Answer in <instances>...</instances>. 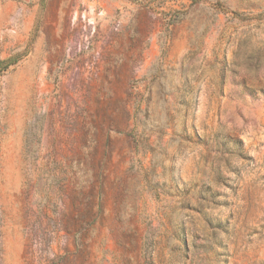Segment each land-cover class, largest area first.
I'll return each instance as SVG.
<instances>
[{"label":"rangeland","instance_id":"374dc122","mask_svg":"<svg viewBox=\"0 0 264 264\" xmlns=\"http://www.w3.org/2000/svg\"><path fill=\"white\" fill-rule=\"evenodd\" d=\"M0 264H264V0H0Z\"/></svg>","mask_w":264,"mask_h":264},{"label":"crops","instance_id":"0c3cea01","mask_svg":"<svg viewBox=\"0 0 264 264\" xmlns=\"http://www.w3.org/2000/svg\"><path fill=\"white\" fill-rule=\"evenodd\" d=\"M144 60H146V59H144Z\"/></svg>","mask_w":264,"mask_h":264}]
</instances>
